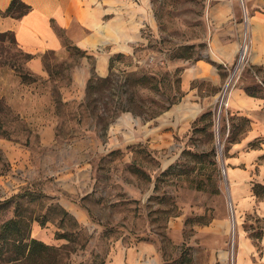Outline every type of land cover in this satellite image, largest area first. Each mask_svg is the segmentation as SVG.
Returning a JSON list of instances; mask_svg holds the SVG:
<instances>
[{
    "label": "rangeland",
    "instance_id": "1",
    "mask_svg": "<svg viewBox=\"0 0 264 264\" xmlns=\"http://www.w3.org/2000/svg\"><path fill=\"white\" fill-rule=\"evenodd\" d=\"M73 2L89 37L119 14L121 37L112 28V39L91 49L65 38L61 50L39 54L34 73L14 32L0 36V226L29 218L30 238L67 245L70 264H107L117 248L136 250L135 264L261 259L264 212L256 201L234 205L235 172L224 162L247 128L230 109L233 89L264 95L248 28L233 60L221 61L211 50L215 0ZM245 43L225 106L222 90ZM242 156L248 164L253 153ZM253 193L264 198L260 184ZM244 240L256 251L242 257Z\"/></svg>",
    "mask_w": 264,
    "mask_h": 264
},
{
    "label": "crops",
    "instance_id": "2",
    "mask_svg": "<svg viewBox=\"0 0 264 264\" xmlns=\"http://www.w3.org/2000/svg\"><path fill=\"white\" fill-rule=\"evenodd\" d=\"M22 2L29 6V10L20 18H15L2 15L11 0H0V32H14L18 46L30 55L29 67L34 73L42 72L43 63L39 54L61 50L65 38L77 47L91 49L112 39V28L115 30L114 34L121 37V14L119 21L117 16L114 22L103 20L98 26L101 35L96 38L94 35L89 37L91 32L88 33L87 25L79 21L73 0ZM103 9L105 15L110 13L107 12L110 8ZM243 12L247 14L246 25L242 20ZM209 19L211 27L215 30L211 36V50L218 60H233L240 30L246 27L249 40L248 61L250 65L264 69V0H215V4L209 9ZM95 60L96 69L104 74L107 71L109 56L101 54L96 56ZM233 90V106L230 109L233 113L241 115L240 120L247 123V128L244 135L232 144L230 154L224 160L225 166L235 172L232 175L235 191L230 193L231 199L238 208H248L256 201L264 212V198L257 200L253 193L256 183L264 188V95H250L243 85ZM249 153H253V156L247 164L242 155ZM228 185L230 191L229 181ZM34 230L37 233V228ZM240 245L239 254L242 257L256 251L248 240L242 241ZM262 253L261 259L252 260L250 264H264V250ZM136 261V250L117 248L113 250L107 264H135Z\"/></svg>",
    "mask_w": 264,
    "mask_h": 264
},
{
    "label": "trees",
    "instance_id": "3",
    "mask_svg": "<svg viewBox=\"0 0 264 264\" xmlns=\"http://www.w3.org/2000/svg\"><path fill=\"white\" fill-rule=\"evenodd\" d=\"M29 10L22 0H11L2 15L20 18ZM12 31L0 32V36ZM250 95H257L252 87L245 88ZM244 122V120H243ZM30 219L13 217L0 226V264H70L67 245L59 247L30 238ZM42 224V223H41ZM60 238L61 235L56 234Z\"/></svg>",
    "mask_w": 264,
    "mask_h": 264
},
{
    "label": "built area",
    "instance_id": "4",
    "mask_svg": "<svg viewBox=\"0 0 264 264\" xmlns=\"http://www.w3.org/2000/svg\"><path fill=\"white\" fill-rule=\"evenodd\" d=\"M244 18L246 20L247 14L244 12ZM246 29L244 31V39L246 40ZM239 55L236 61V64L233 66V68L230 70L229 75L226 79V82L224 84L222 95H221V103L226 106V99L232 90V88L235 86V83L239 77L240 70L243 66L244 61L246 60V53H247V45L246 43L240 47ZM225 101V103H224ZM222 173L224 174V168L222 169ZM225 175V174H224Z\"/></svg>",
    "mask_w": 264,
    "mask_h": 264
},
{
    "label": "bare ground",
    "instance_id": "5",
    "mask_svg": "<svg viewBox=\"0 0 264 264\" xmlns=\"http://www.w3.org/2000/svg\"><path fill=\"white\" fill-rule=\"evenodd\" d=\"M244 11V10H243ZM246 13V12H245ZM247 19V18H246ZM248 20V19H247ZM245 31V30H244Z\"/></svg>",
    "mask_w": 264,
    "mask_h": 264
}]
</instances>
